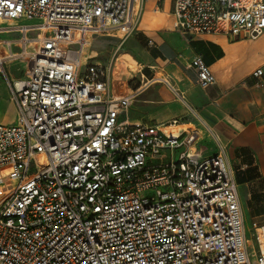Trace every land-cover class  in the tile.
<instances>
[{"label":"built area","instance_id":"2783aa9c","mask_svg":"<svg viewBox=\"0 0 264 264\" xmlns=\"http://www.w3.org/2000/svg\"><path fill=\"white\" fill-rule=\"evenodd\" d=\"M141 5L0 0V75L18 110L0 124V264H264V225L252 224V257L224 149L203 157L177 119L133 121L143 87L117 94L87 62L94 35L131 37ZM172 14L192 35L264 34V0H175ZM15 61L20 79L6 71ZM191 65L200 87L216 83L200 57Z\"/></svg>","mask_w":264,"mask_h":264},{"label":"crops","instance_id":"0c3cea01","mask_svg":"<svg viewBox=\"0 0 264 264\" xmlns=\"http://www.w3.org/2000/svg\"><path fill=\"white\" fill-rule=\"evenodd\" d=\"M174 1L141 0V11L131 37L121 44L117 37L94 35L87 62L97 57L91 49L94 43L102 45L101 37L118 41L119 48L125 45L126 50L122 48L124 52L119 56L125 51L130 56L136 55L142 79L150 81L151 75L156 74L168 92L163 98L147 95L137 99L129 112L131 119L152 125L177 119L196 128L197 153L205 158L224 149L235 173L247 247L253 257L257 242L252 226L250 232L247 230L248 220L252 221L251 225L254 222L264 225V74L259 78L253 75L257 69L264 72V34L256 39L232 40L222 35H192L179 31L174 27ZM9 36L16 34L2 37ZM196 57L212 69L216 76L214 85L200 87L197 71L191 65ZM89 63L99 64L96 60ZM16 64L24 67L17 78L9 71ZM25 70L23 61L6 65L12 79L22 78ZM3 79L0 75V80ZM165 79L184 93L187 102L179 98ZM143 80L140 82L144 83ZM126 93L128 91H123ZM8 96L13 120L0 124H13L18 117L17 106L11 94ZM240 186L244 187L245 200L240 195Z\"/></svg>","mask_w":264,"mask_h":264},{"label":"rangeland","instance_id":"374dc122","mask_svg":"<svg viewBox=\"0 0 264 264\" xmlns=\"http://www.w3.org/2000/svg\"><path fill=\"white\" fill-rule=\"evenodd\" d=\"M38 22L37 20H22L21 24H32ZM103 40L102 45L98 46L94 43L91 52L95 54V57L91 61H98L100 65H103L107 68L110 79L113 80V89L114 92L120 91V94H123V91L130 92L131 89L143 85V90L138 97V101L144 96H152L153 98H163L167 96V93L164 89L165 86L160 81L156 74H152L150 81H145L142 79V76L139 75V64L137 63L136 55L130 56L127 51L122 56H119L121 52H124L122 48L125 49V45L122 48L118 46L121 44L112 39L101 37ZM126 50V49H125ZM24 67L21 64H16L10 68V74L12 77H19L23 72ZM143 80L144 83L140 81ZM149 82L151 84L149 85ZM116 84V85H115ZM148 84V86H146ZM5 78L0 80V122H11L13 120L14 112L12 111L9 96L10 91L8 86H6ZM118 94V93H117ZM240 195L243 200H245L244 187H239ZM249 225H247V230L250 232L251 229V220H248ZM262 225V224H259ZM252 236V235H251ZM251 243V242H250Z\"/></svg>","mask_w":264,"mask_h":264}]
</instances>
